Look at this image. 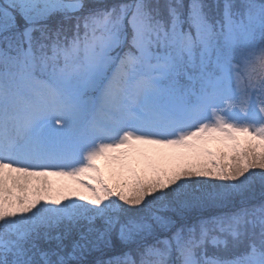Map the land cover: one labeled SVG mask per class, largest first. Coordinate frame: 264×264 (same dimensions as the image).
I'll use <instances>...</instances> for the list:
<instances>
[{
    "label": "snow or ice",
    "instance_id": "snow-or-ice-1",
    "mask_svg": "<svg viewBox=\"0 0 264 264\" xmlns=\"http://www.w3.org/2000/svg\"><path fill=\"white\" fill-rule=\"evenodd\" d=\"M205 9L191 0L185 20L182 0L0 4V33L11 32L0 36V264H71L113 233L138 264H173V253L179 264H264V206L170 238L154 229L174 226L159 210L226 200L254 176L264 184V125L198 123L232 57L264 45V0H226L215 21ZM56 15L74 21L70 35L47 25Z\"/></svg>",
    "mask_w": 264,
    "mask_h": 264
},
{
    "label": "trees",
    "instance_id": "trees-1",
    "mask_svg": "<svg viewBox=\"0 0 264 264\" xmlns=\"http://www.w3.org/2000/svg\"><path fill=\"white\" fill-rule=\"evenodd\" d=\"M85 2L89 5H107L111 6L113 4L118 3H129L131 0H85ZM153 3L157 2V0H152ZM167 0H159L160 4H165ZM191 0H182V3L184 5V15L183 19L186 20L187 18V8ZM226 2V0H201V3L206 5V11L209 13L210 18L215 21L217 19H220L222 11H223V5ZM228 2V0H227ZM242 0H235L233 2L234 6L238 9L241 5ZM47 25L55 30L57 27L63 25L64 27L69 28V35L71 34V26L74 23V21H64L63 18L60 15H56L54 17L49 18V21H46ZM16 24L19 28L23 29V26L21 23L16 20ZM25 27V26H24ZM185 29H188L187 23L183 25ZM14 31V30H13ZM11 34L9 33H0V36ZM261 43H264L262 41ZM2 46V45H0ZM233 63L238 64L239 60L236 58V56L232 57ZM234 84V82H233ZM256 95L258 98L264 96V91L256 90ZM211 184H218V181L215 180H209L208 181ZM206 192L212 193V192H220V189L217 187L215 189L213 188H207L205 189ZM199 195V193H197ZM262 206H264V184H261L260 181L254 176L253 181L250 184L249 188L243 191L242 193H233L231 194L226 200H216L211 201L206 199L204 201L203 206L198 207H190V208H184L181 209L179 206H173L168 209H163L157 211V215L164 217L166 220H170L174 222V226L171 230H164L159 228L158 226L154 224V229L156 236L159 238H162L165 235L170 234V237L172 233L175 231L176 228H179L181 226L187 225L191 226L194 224H198L200 220L203 219H210L214 216H224V215H230L232 213L241 211V210H248V211H254L260 209ZM252 219H255V217H250ZM100 222H96V227H100ZM259 228H256V231L258 232ZM55 234V233H53ZM166 237V236H165ZM169 237V238H170ZM77 236L74 233L72 237L65 240L63 243L67 246L64 249V253L66 254L67 251L71 250V241L76 239ZM151 240V238L149 239ZM148 240V241H149ZM153 240H151L150 243H152ZM39 247L42 251H53L56 250V243L55 241L52 242H46L44 240H41L38 242ZM241 251L243 249H240ZM130 253L131 256L137 255L138 252L136 251L135 245H126L123 244L118 238L115 233L111 236V245L110 246H104L101 245L98 249H89L83 254V258L81 260L73 261L71 264H105L108 260L111 258H114L115 256L123 257L124 253ZM216 254L215 249H213L211 246H208L207 248V255L212 256ZM173 264H179L177 259V254L173 253ZM55 259V257H53Z\"/></svg>",
    "mask_w": 264,
    "mask_h": 264
},
{
    "label": "rangeland",
    "instance_id": "rangeland-1",
    "mask_svg": "<svg viewBox=\"0 0 264 264\" xmlns=\"http://www.w3.org/2000/svg\"><path fill=\"white\" fill-rule=\"evenodd\" d=\"M234 1L235 0H228V2L232 4ZM236 58L239 60V57L236 56ZM226 92V86H222L209 96L204 109L200 114L201 120L198 123L206 122L210 126H215V116L218 115L222 119L223 123L229 124L233 127L250 126V131L260 127L261 125H264V112L261 111V108L264 107V96L258 98L256 95V90H253L251 93H249L245 101H241L240 93L236 89L237 111L236 107L234 106L236 97H228L226 96ZM254 106H258V108H256L250 115V111ZM238 112L248 117H242ZM139 260L140 255L138 257V262Z\"/></svg>",
    "mask_w": 264,
    "mask_h": 264
},
{
    "label": "clouds",
    "instance_id": "clouds-1",
    "mask_svg": "<svg viewBox=\"0 0 264 264\" xmlns=\"http://www.w3.org/2000/svg\"><path fill=\"white\" fill-rule=\"evenodd\" d=\"M232 79L241 101H245L253 90L264 91V45L255 47L233 66ZM264 112V107L261 108Z\"/></svg>",
    "mask_w": 264,
    "mask_h": 264
}]
</instances>
